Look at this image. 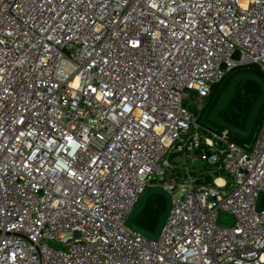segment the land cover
I'll list each match as a JSON object with an SVG mask.
<instances>
[{
	"label": "built area",
	"instance_id": "obj_1",
	"mask_svg": "<svg viewBox=\"0 0 264 264\" xmlns=\"http://www.w3.org/2000/svg\"><path fill=\"white\" fill-rule=\"evenodd\" d=\"M250 64L264 0H0V264H264V120L246 148L201 117ZM154 186L157 239L126 224Z\"/></svg>",
	"mask_w": 264,
	"mask_h": 264
},
{
	"label": "water",
	"instance_id": "obj_2",
	"mask_svg": "<svg viewBox=\"0 0 264 264\" xmlns=\"http://www.w3.org/2000/svg\"><path fill=\"white\" fill-rule=\"evenodd\" d=\"M244 80L255 81L259 85L260 93H259L257 100L251 105V109L248 113V116L245 122V127L241 129L229 123L228 121L224 120L223 118H221L220 114L222 113V111L225 110V108L229 105L231 99L234 97L235 92H236V87L238 86V84ZM213 91L215 92V95L210 105L214 103V106L208 115V120L212 124L217 125L220 128L215 127L213 125H211L210 127L216 128V129H226L231 134H235L244 139H247L250 136L254 128V125L259 117L260 111L264 105V80L262 79V77L256 73L249 72V71H241V72L235 73L234 75L232 73L223 82L215 83L213 86ZM194 153L196 155H199L200 151L195 150ZM154 195L163 197L166 202V207L158 218V222L155 227V230L149 231L145 229L144 227L140 226L136 222V219L141 214V212L144 210L148 199ZM263 197H264V192H261L258 195V199L256 203L257 210L264 209L261 205ZM171 205H172V200H171L170 194L163 187H159V186L148 187L144 191V193L140 196L138 202L134 206L131 214L129 215L126 221V224L129 227L141 232L142 234L146 235L149 238L157 239L165 224V221L171 209Z\"/></svg>",
	"mask_w": 264,
	"mask_h": 264
},
{
	"label": "trees",
	"instance_id": "obj_3",
	"mask_svg": "<svg viewBox=\"0 0 264 264\" xmlns=\"http://www.w3.org/2000/svg\"><path fill=\"white\" fill-rule=\"evenodd\" d=\"M241 71H249L256 73L259 76H261L262 79L264 80V72L255 64L242 66L236 69L232 73L234 75L235 73ZM259 93H260V88L255 81L244 80L240 82L236 87V92L234 97L231 99L229 105L225 108V110L222 111L220 117L228 121L229 123L235 125L236 127L243 129L245 127V122L248 113L251 109V105L257 100ZM211 102H212V98L210 95L201 112V117L205 116L204 118L205 120H207L209 124L220 128L219 126L212 124L208 120V115L214 106V103L210 105ZM263 120H264V105L260 111L259 117L254 125V128L250 136L247 139H244L238 135L231 134L232 139L238 144H241L242 146L249 148V146H251V144L254 142ZM174 153L176 152H172L169 155V158L172 161L174 158L173 157ZM198 180L204 182H212V177L207 173L203 172V174L200 175V178ZM165 207H166V202L163 197L158 195L151 196L148 199L144 210L137 217L136 222L145 229L149 231H154L158 222V218L160 214L164 211Z\"/></svg>",
	"mask_w": 264,
	"mask_h": 264
},
{
	"label": "rangeland",
	"instance_id": "obj_4",
	"mask_svg": "<svg viewBox=\"0 0 264 264\" xmlns=\"http://www.w3.org/2000/svg\"><path fill=\"white\" fill-rule=\"evenodd\" d=\"M192 110H197L196 105L190 106ZM173 161L169 158L171 163L174 166L175 175L179 179H185L192 172H206L211 169V165H209L202 157L200 156H193L192 153H187L186 148L183 151H177L174 153ZM264 204V199H263ZM221 221L224 223H232L233 219L231 216L221 215Z\"/></svg>",
	"mask_w": 264,
	"mask_h": 264
},
{
	"label": "flooded vegetation",
	"instance_id": "obj_5",
	"mask_svg": "<svg viewBox=\"0 0 264 264\" xmlns=\"http://www.w3.org/2000/svg\"><path fill=\"white\" fill-rule=\"evenodd\" d=\"M214 95H215V92L212 90V93H211V98H212V99H213ZM204 117H205V116L202 117V122H203L204 124H206V125L211 126V124H209V123L207 122V120H205Z\"/></svg>",
	"mask_w": 264,
	"mask_h": 264
},
{
	"label": "crops",
	"instance_id": "obj_6",
	"mask_svg": "<svg viewBox=\"0 0 264 264\" xmlns=\"http://www.w3.org/2000/svg\"><path fill=\"white\" fill-rule=\"evenodd\" d=\"M189 153H191V152H189ZM193 154V156H198V155H196L195 153H192ZM193 174H195L196 172L194 171V172H192Z\"/></svg>",
	"mask_w": 264,
	"mask_h": 264
}]
</instances>
